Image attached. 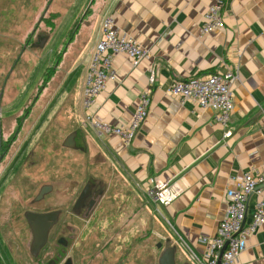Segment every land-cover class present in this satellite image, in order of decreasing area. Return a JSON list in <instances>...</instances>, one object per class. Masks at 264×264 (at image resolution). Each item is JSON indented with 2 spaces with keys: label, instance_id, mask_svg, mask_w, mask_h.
Returning a JSON list of instances; mask_svg holds the SVG:
<instances>
[{
  "label": "crops",
  "instance_id": "1",
  "mask_svg": "<svg viewBox=\"0 0 264 264\" xmlns=\"http://www.w3.org/2000/svg\"><path fill=\"white\" fill-rule=\"evenodd\" d=\"M215 1L91 0L62 45L66 72L57 103L69 102L67 120L74 139L81 136L85 146L94 148L144 192L151 177L177 185L178 197L161 207L167 239L176 246L180 264H195L186 245L198 255L205 254L200 238L216 234L232 177L264 165V0H227L225 27L203 33L204 13ZM106 17L149 53L137 66L126 54L115 55V77L86 108L88 66ZM153 67L150 111L130 145L84 125L88 113L113 125L128 123L141 93L150 86ZM229 69H236L239 79L232 86L235 109L227 127L215 120L211 109L191 100L181 102L169 92L175 80L224 74ZM19 116L11 121V128ZM9 125L6 121L4 135ZM262 196L261 187L250 196L247 219ZM237 264H264V225L249 237Z\"/></svg>",
  "mask_w": 264,
  "mask_h": 264
},
{
  "label": "rangeland",
  "instance_id": "2",
  "mask_svg": "<svg viewBox=\"0 0 264 264\" xmlns=\"http://www.w3.org/2000/svg\"><path fill=\"white\" fill-rule=\"evenodd\" d=\"M90 2L0 0V122L3 126L10 123L3 139L13 136L17 125L10 126L16 116H27L23 115L20 131L0 166V194L6 188L3 199L8 203L18 195H35L42 182L37 185L32 182L34 177L24 176L25 171L15 172L33 151L31 160L54 173L53 192L40 206L53 202L57 207L69 200L71 209L89 180L105 186L93 215L86 220L74 218L80 226L73 237L77 264H159L168 236L162 222L163 208L93 147L85 146L81 136L74 139V147L63 145L72 129L67 120L69 102L57 103L66 72L62 45ZM31 239L26 232L0 235L4 264H47L54 252L63 248L54 239L34 258L28 250Z\"/></svg>",
  "mask_w": 264,
  "mask_h": 264
},
{
  "label": "built area",
  "instance_id": "3",
  "mask_svg": "<svg viewBox=\"0 0 264 264\" xmlns=\"http://www.w3.org/2000/svg\"><path fill=\"white\" fill-rule=\"evenodd\" d=\"M227 0H216L203 16L202 32L208 33L225 27ZM148 50L129 34L122 33L112 17L103 21V35L96 44L91 56L84 87L83 104L91 107L109 80L115 77L113 57L126 54L134 66L139 65L147 56ZM156 79V68L149 76L150 86L140 95L132 119L121 125H113L86 114L84 125H89L104 135L120 138L130 145L145 122L152 102V85ZM239 79L236 69L224 74L212 73L204 77H190L172 82L169 92L181 102L191 100L203 109H211L217 122L227 127L235 109L232 86ZM264 119V113H263ZM264 129V122H263ZM232 186L225 192L226 212L218 224L216 234L202 237L205 245L203 255L196 254L186 245L190 259L195 264H237L240 255L246 250L249 237L264 225V165L251 167L232 177ZM259 187L263 196L255 204L251 218L247 219L248 201ZM146 194L158 205H170L179 194L174 182H162L155 177L148 180Z\"/></svg>",
  "mask_w": 264,
  "mask_h": 264
},
{
  "label": "flooded vegetation",
  "instance_id": "4",
  "mask_svg": "<svg viewBox=\"0 0 264 264\" xmlns=\"http://www.w3.org/2000/svg\"><path fill=\"white\" fill-rule=\"evenodd\" d=\"M16 120V130L11 136V138L3 139V131H2V123L0 122V166L3 164V159L6 156L9 147L11 146L12 142L16 139L20 128L23 124V121L18 123ZM33 151L29 152L27 156L24 158L23 162L20 164L19 168L15 169V172L18 171V174H21L22 171H25V177H34L35 180L32 181L33 183L42 182L39 185V188L35 195L32 196H16L13 200L5 201L3 198L6 196L5 189H3L2 193L0 194V235H4L7 233H27L31 234V229L29 222L26 218L27 212H35L39 214H47L53 211H57V220L53 222L52 226L48 232V238L46 241L45 246L40 250L37 256H34L30 253V245L29 244L28 250L32 257L36 258L40 255L41 251L46 248L48 245L53 243L55 239V244L58 246L63 247L61 251L54 252L53 258L47 261V264H64L67 260L71 259L72 264H77L75 261V243L73 241L74 234L76 233V229L80 226L76 223L74 218H80L86 220L88 217H91L98 207L100 203V197L103 194L105 186L101 181L94 182L93 180H89L91 185V190L89 196L83 201L80 208L76 209L74 207L75 202L79 196H77L75 202L72 204L70 209V202L69 200H65L55 207L52 203L45 202L44 205L40 206L45 201V198L48 197L54 189V173L52 168H40L36 165L32 160ZM16 174V173H15ZM39 178V179H38ZM46 179V180H45ZM88 181V182H89ZM34 186V185H32ZM31 186V187H32ZM44 186H51L52 189L46 193L41 199L37 200V196L40 190ZM83 189V188H82ZM25 197V198H22ZM39 204V205H38ZM60 239H63V243H60ZM1 246V244H0ZM0 261L4 264V259L2 254L0 253ZM78 264H86L85 262H80Z\"/></svg>",
  "mask_w": 264,
  "mask_h": 264
},
{
  "label": "water",
  "instance_id": "5",
  "mask_svg": "<svg viewBox=\"0 0 264 264\" xmlns=\"http://www.w3.org/2000/svg\"><path fill=\"white\" fill-rule=\"evenodd\" d=\"M1 96H2V92L0 95V100H1ZM74 138H75V134H70L63 142V145L65 147H74L75 146ZM91 185L92 183L89 181L83 187L74 205L76 209L80 208L83 201L89 196ZM51 189H52L51 186H44L40 190L36 199L37 200L41 199ZM57 213H58L57 211H53L47 214H39L35 212L26 213V218L29 222L33 236L32 243L30 245V253L32 255L37 256L40 250L45 246L48 238L49 229L52 226L53 222L57 220ZM60 243H63V239H60ZM166 244H167L166 248L163 250L161 256L159 257V261H158L159 264H178L176 261V246L171 245L170 238L166 240ZM158 247H162V243H159ZM0 264H2L1 261ZM64 264H72L71 259L67 260Z\"/></svg>",
  "mask_w": 264,
  "mask_h": 264
},
{
  "label": "trees",
  "instance_id": "6",
  "mask_svg": "<svg viewBox=\"0 0 264 264\" xmlns=\"http://www.w3.org/2000/svg\"><path fill=\"white\" fill-rule=\"evenodd\" d=\"M23 115H24V114H22L21 116L17 117V120H18L17 124L20 123V121L23 120V117H24V116H26V115H24V116H23ZM26 117H27V116H26Z\"/></svg>",
  "mask_w": 264,
  "mask_h": 264
}]
</instances>
